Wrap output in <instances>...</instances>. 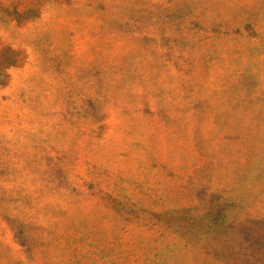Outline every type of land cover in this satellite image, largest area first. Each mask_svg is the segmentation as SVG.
<instances>
[{
	"label": "rangeland",
	"instance_id": "obj_1",
	"mask_svg": "<svg viewBox=\"0 0 264 264\" xmlns=\"http://www.w3.org/2000/svg\"><path fill=\"white\" fill-rule=\"evenodd\" d=\"M0 264H264V0H0Z\"/></svg>",
	"mask_w": 264,
	"mask_h": 264
}]
</instances>
